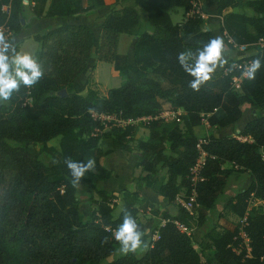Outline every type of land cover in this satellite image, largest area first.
I'll return each instance as SVG.
<instances>
[{"label": "trees", "instance_id": "1", "mask_svg": "<svg viewBox=\"0 0 264 264\" xmlns=\"http://www.w3.org/2000/svg\"><path fill=\"white\" fill-rule=\"evenodd\" d=\"M82 1L27 0L25 4L24 0H0V27L9 39L21 31L27 10L36 18L62 19L59 26L33 36L38 45L33 55L43 67V78L32 88L22 86L10 102L0 104V264H210V258L214 264H264V67L255 80L241 78L242 65L226 71L234 62L260 58L264 63V45H254L259 38L264 40V0L217 1L219 14L232 10L222 14L220 30L237 44H248L247 50L253 52L230 61L199 92L189 87L193 78L179 65L177 56L196 52L216 36L197 14L181 23L170 18L175 7L190 10L193 0H115L104 17L97 47L88 25L66 21L69 15L104 5V0H88L90 6L84 7ZM2 5L8 9L2 10ZM237 6L247 12L234 11ZM121 33L133 36L132 64L117 51ZM94 51L98 61L111 63L122 77L121 84L104 96L91 87L84 94L73 89ZM234 77L239 78L238 88ZM162 101L167 109L162 108ZM245 104L258 113L237 135L250 140L208 135L202 145L203 179L197 183L198 206L191 214L179 205L175 214L166 209L159 213L140 198L136 188L142 185L164 197L165 205L176 203L182 191L188 194V169L198 157L199 137L194 128L205 122L224 128L241 117ZM164 110L180 111L178 120L161 117ZM93 113L131 122L106 123ZM181 116L184 128L178 123ZM142 118L148 132L135 143V166L141 170L135 189H124L129 195L122 197V207L114 217L115 192L84 177L81 185L97 195L90 197L92 208L85 217L65 158L94 159L97 177L109 178L101 158L110 151L103 150L100 141L113 137L129 152L137 132L134 123ZM55 137H59L58 150L48 145ZM26 143L55 152L53 163L36 159L25 149ZM233 167L248 171L251 177L246 189L222 204V210L236 215L238 221L232 228H209L196 248L190 233L181 231L175 221L187 229L194 220L195 226H201L207 210L226 188ZM163 169L164 179L159 176ZM250 200L256 204L247 211ZM148 208L152 216L161 214L164 221L154 224L152 217L141 221L140 210ZM125 210L145 234L157 233L140 256H115L120 245L112 233L122 223ZM245 213L241 230L247 242L240 235L239 222Z\"/></svg>", "mask_w": 264, "mask_h": 264}, {"label": "crops", "instance_id": "2", "mask_svg": "<svg viewBox=\"0 0 264 264\" xmlns=\"http://www.w3.org/2000/svg\"><path fill=\"white\" fill-rule=\"evenodd\" d=\"M217 1L218 0H193L192 8L190 10L185 11L182 7H175L173 10L170 11V18H171L173 23H181L186 19L187 16H191L193 14L199 15L203 19L205 27H207L209 30H211L215 36L219 35V36H222L224 38L225 44L227 45L228 50H229L228 53L226 54L229 57V62L234 61V60L239 59V58H242L248 54H252L248 50L241 52V51L233 48L231 45L228 44V42H227L228 36H227V34H225V32H222L220 30V26H221L222 14H224L228 11H232V10H231V8H228L227 10H224L222 12V14H219L216 11ZM25 4H27V2ZM114 4H115V0H104L103 6H94V7L90 8L87 13L86 12H79V13H76L73 15H69L66 17V21L70 24L88 25L91 28L92 33H93L94 46L97 47L98 42H99V34H100V30H101V25L103 23L104 17L110 11L111 7L114 6ZM82 5L84 7H88V6H90V1L83 0ZM46 7H47V4H46L45 8ZM22 23H23V27H22L21 31L18 34H16L15 36H13L12 38H14L15 41H23V43H25L29 40H32V42L35 44L36 41H33L34 35H36L39 32L47 31L51 28L59 26L62 23V19L59 17H44V16L36 18V17H33L31 15V13H30V16H26V13H25V20H23ZM122 34H125V33H121L119 35L117 50H119V47H120V42H121L120 38H121ZM132 45H133V40L131 42L130 50H128V53H126L127 60H128L129 64H132V62H133ZM35 46H38L37 42H36ZM36 48L34 50H36ZM21 49L22 48L20 47L18 51L22 52ZM33 53H34V51H33ZM119 53H121V52H119ZM121 54H123V53H121ZM97 62H98V60L95 57V51H94L92 53V56L88 60L87 67L81 73V75L74 81V83H73L74 91H76L80 94H84L88 87H92L94 90L99 91L98 95L104 96V95H106L107 91L110 88H112V87H108V88L107 87L106 88L105 87L104 88L99 87V88H101V89H99V88L93 87L92 85H89V83H88L89 78H92V81L90 82V84H94L93 82H97V81L100 82L97 75H96L97 71L95 69L96 65L98 64ZM113 70L115 71V73L117 75H119L121 77V74L117 70H115L114 68H113ZM94 85H96V84H94ZM257 113H258V111L255 108H252L249 105L245 104L242 106L241 117L237 121H235L234 123H232V124H230L224 128H219V130H216L215 127H210L206 122L203 123L202 125H207V127L210 128L209 131H206V135H212L215 137H224V136L231 135V136H235L241 140H250L248 137H241V136H238L237 134L244 128V126L247 122H249L250 120L255 118ZM262 113L264 114V111ZM197 128L198 127L194 128V132ZM106 129H108V127ZM219 133L220 134L224 133V135H222V134L217 135ZM199 138H205V137H199ZM100 147L103 150H109L110 151L109 154H107L101 158L102 166L104 168L108 169L111 174H113L111 178H113V177L115 178L118 175V180L117 179L114 180L113 186H111V188L105 189V190H107V191H119V190H124L126 188L135 189L136 177L139 175V173H141L140 168L135 166V163L137 161L136 155L132 159V165H133V169L135 170V176L127 177V175L125 173L122 172V174H121L122 170L120 169L121 164L126 161L125 157H124L125 151L122 150V148L117 144L116 140L113 137L103 139L100 141ZM112 156H115V157H112ZM227 164H230V167H232L231 163H225L224 166L228 167ZM116 166H118L117 167L118 170L115 169ZM233 168L237 169L236 167H233ZM233 172L230 175H238V174L245 173L246 175L250 176L248 171L239 172L238 170H236V172H234V173ZM119 175L121 176V178H119ZM236 178H237L236 180H238L237 176H236ZM250 181H251V177L249 180L246 181L244 189H246L248 187V185L250 184ZM136 190L139 193L140 198L152 203L153 205H155V209L159 213H161L164 209L168 210L171 214L176 213L178 205H179L177 203V200H176L177 207L175 206V203L170 204V205H165L166 199L164 197L156 194L150 187L142 185L140 187H137ZM123 194H124L123 196L129 195V193L127 191H123ZM234 194H236V193H234ZM187 195L188 194H185V192L182 191V192L178 193L176 198L177 197L183 198ZM196 196H197V191H196ZM228 196H232V195L230 194ZM228 196L224 197L222 200L224 201L225 198H227ZM223 201H222V204H223ZM222 204H221V207H222ZM252 205L253 204L249 201L247 211L251 208ZM213 206H215V205H213ZM159 215H160L159 216L160 221L163 222L164 220H163L161 214H159ZM190 229H192V228H190ZM190 229H188V233H189Z\"/></svg>", "mask_w": 264, "mask_h": 264}, {"label": "clouds", "instance_id": "3", "mask_svg": "<svg viewBox=\"0 0 264 264\" xmlns=\"http://www.w3.org/2000/svg\"><path fill=\"white\" fill-rule=\"evenodd\" d=\"M228 47L222 36L210 39L196 52H181L177 61L183 70L193 79L189 87L199 92L201 87L209 83L218 70L229 65ZM264 67L260 58L251 60L241 70V78L255 80L257 73ZM230 65L226 71H231ZM44 76V70L38 57L31 52L17 51L15 39H9L0 31V104L10 102L13 94L21 87L32 88ZM64 163L71 176L70 183L75 187L81 185L82 179L89 171L95 172V160L74 161L66 157ZM145 230L137 223L131 212L125 210L122 223L112 233L119 243L120 251L124 255L135 254L138 250H147L148 244L144 241Z\"/></svg>", "mask_w": 264, "mask_h": 264}, {"label": "rangeland", "instance_id": "4", "mask_svg": "<svg viewBox=\"0 0 264 264\" xmlns=\"http://www.w3.org/2000/svg\"><path fill=\"white\" fill-rule=\"evenodd\" d=\"M27 2V0H25V3ZM234 11H246L247 9H245L243 6H237L233 8ZM26 16H30L29 11H26ZM133 40V36L130 34H122L121 38H120V47L119 50H117L118 52H121L123 54L128 53V50H130V46H131V42ZM35 41V40H33ZM17 49L19 50V48L21 47L22 52H31L33 54V51H35L34 49L37 47L35 46V44L32 42V40H29L25 43H23V41H15ZM23 44V45H22ZM23 46V47H22ZM249 52H253V49H248ZM98 64L96 65V75L99 79L100 82H93L94 84H90V82L92 81V78H89V85H92L95 88H108V87H116L118 85L121 84L122 82V78L117 75L115 73V71L113 70V66L111 63L109 62H104V61H98ZM92 88V87H91ZM99 88V89H101ZM97 93H99V91L97 90ZM161 106L163 109H167L168 105L162 101ZM179 125L184 128L185 127V120L184 118L181 116L180 117V121L178 122ZM135 126L137 129L136 135H135V139L134 141L130 142L131 145V150L129 152H124V157H125V162H123L121 164L120 169L121 174L122 172L125 173L127 175V177H133L135 176V170L133 169V165H132V159L135 155H137V150L135 147V143H136V139L138 138H146L147 137V129H145V127L143 126V120H138L135 121ZM216 130H219L218 127H215ZM210 128L207 127V125H201L198 126V128L195 130V133L197 136L199 137H207L208 135H206V131H209ZM222 135H224V133H221ZM220 133L217 135H221ZM48 145L51 147H55V150L59 149V137H55L53 139H51L48 142ZM25 149L30 152L36 159H39L40 161H42L45 164H52L53 160H54V156L53 154L55 152H49L47 150H40V147L38 145H33V144H29L26 143L25 144ZM115 157V156H112ZM228 167H230V164H227ZM118 166L115 167L116 170ZM233 171L236 172V169L233 168ZM233 172V173H234ZM120 174V173H119ZM113 174L110 173V177L107 179H99L97 177V172L95 170V172H91L89 171L88 173L85 174V177H89L91 182L99 187V188H103V189H109L111 188V186H113V182L115 179L118 180V175L114 178H111ZM159 176L164 179L165 178V169H163ZM236 176L238 177V180H236ZM119 178H121V176L119 175ZM250 179V176L246 175L245 173L242 174H238V175H230L228 177V181H227V186L225 188V190L219 195L218 199L215 202V206H213L212 208H210L209 210H207L205 215V218L203 219V224L201 226H195V220H194V225L192 227V229L189 230V233L192 237V242L193 245L198 248V242L199 240L202 238V235L204 234V232L206 230H208L211 227H217L218 229L221 228H232L236 222L238 221V217L232 213L226 212L222 210L221 204H222V199L228 195H233L234 193H237L239 191H242L245 187L246 181ZM128 189V188H126ZM133 189V188H132ZM123 191L125 190H119V191H114L115 195L117 197V201H116V206L113 209V216L116 217L122 207V197H123ZM76 194L77 197L79 199V207H80V211L81 213H83V215L86 217L89 213V211L91 210V205L89 204V199L90 197H94L97 198V195L95 194V192L89 187V186H85V185H80L77 187L76 190ZM155 206V205H154ZM175 206L177 207V204L175 203ZM198 212V209H197ZM160 215L157 216H152V212L151 210L148 208L146 209V211L142 212L140 210L139 212V219L141 221H145L148 218L152 217L153 219V223H159L160 222ZM154 232H147L146 234H144L143 239L144 241L147 242L148 247L153 239V234ZM145 250L141 249L137 251V256H140ZM206 253H210V251H206ZM122 254L120 251V247L118 248L116 255L118 256ZM111 259V258H109ZM210 264H214L212 259H209Z\"/></svg>", "mask_w": 264, "mask_h": 264}, {"label": "built area", "instance_id": "5", "mask_svg": "<svg viewBox=\"0 0 264 264\" xmlns=\"http://www.w3.org/2000/svg\"><path fill=\"white\" fill-rule=\"evenodd\" d=\"M2 10H7V6L6 5H2L1 6ZM0 31H3L2 27H0ZM227 42L229 45H231L233 48L244 52L247 50V46L248 44H237L236 42H234L231 38L227 37ZM255 46L258 47H262L264 45V40L262 38H259L255 43ZM251 62V60H244L242 64L234 62L233 65L236 67H240L241 65L244 67L246 65H248ZM233 85L238 88L239 87V78L234 77L232 79ZM180 114V111H171V110H164L162 111L159 115L165 119H176L178 120V116ZM93 117L94 118H98L100 119L102 122H113L114 124L117 125H125L126 123L131 122V120H121L118 119L117 117H115L114 115H109V114H96L93 113ZM145 118H142V120H144ZM206 138H199L197 144H196V148L198 151V157L195 160V162L189 167L188 169V174H187V178H188V182H189V193L187 196L180 198L177 197V203L183 208L185 209L188 213H192L194 208L198 206V203L196 201V185L199 181H201L202 175H201V171L203 168V164H204V157H205V152L202 150V145L204 143H206ZM250 202L255 205L256 201L250 200ZM246 215L247 213H245L244 217H242L240 219V235L243 236L245 238V234L244 232L241 230V226L245 223L246 220ZM175 224L177 225V227L181 230V231H187L188 229L181 223H179L178 221H175ZM157 237V233H155L153 235V238ZM245 242H247V239H244ZM248 247V246H247Z\"/></svg>", "mask_w": 264, "mask_h": 264}, {"label": "water", "instance_id": "6", "mask_svg": "<svg viewBox=\"0 0 264 264\" xmlns=\"http://www.w3.org/2000/svg\"><path fill=\"white\" fill-rule=\"evenodd\" d=\"M60 93H61V95H65L66 94V90L62 89Z\"/></svg>", "mask_w": 264, "mask_h": 264}]
</instances>
